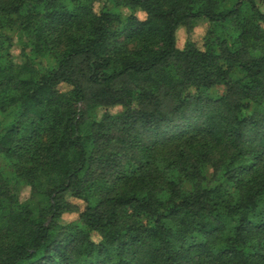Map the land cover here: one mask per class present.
Returning a JSON list of instances; mask_svg holds the SVG:
<instances>
[{"label":"trees","instance_id":"16d2710c","mask_svg":"<svg viewBox=\"0 0 264 264\" xmlns=\"http://www.w3.org/2000/svg\"><path fill=\"white\" fill-rule=\"evenodd\" d=\"M108 1L0 0V264H264V14ZM200 19L203 50L178 49ZM208 166L225 186L204 187ZM21 185L48 200L38 218Z\"/></svg>","mask_w":264,"mask_h":264},{"label":"rangeland","instance_id":"374dc122","mask_svg":"<svg viewBox=\"0 0 264 264\" xmlns=\"http://www.w3.org/2000/svg\"><path fill=\"white\" fill-rule=\"evenodd\" d=\"M97 4L106 10H113L114 7L108 0H97ZM220 6L224 9H230L237 0H218ZM256 5L258 6L259 10L264 14V1L263 0H255ZM123 17L128 16L130 14V10L125 7H120L116 9ZM138 18L142 19L144 14L142 12H137ZM208 22L204 19L197 20L192 23L191 28L181 27L177 31L176 34V47L180 50L184 49L186 44L194 43L199 49L203 50V38L206 34L208 28ZM1 35V30H0ZM9 36L11 38V48L10 54L17 58L18 62H21L22 59L20 58L21 49L23 48L25 41L24 36L20 32H9ZM26 53L28 50L25 51ZM40 69L41 67L38 66ZM229 75L235 79H239L243 77V74L239 72L237 69H232L229 72ZM225 88L221 85H217L212 87L209 90V94L212 96H221L224 95ZM124 112L123 107L121 106H113L107 108H98L90 112L89 114V122L84 124L80 128L81 135H86L89 132L90 124L92 122H96L101 120L105 115L111 116H118ZM91 149H88L87 153L90 154ZM5 162L0 157V171L4 170ZM225 186L226 183L223 179V174L221 172L215 174L213 168L208 166L205 169V182L204 187L212 189L218 186ZM183 188L185 190H189L188 185H184ZM17 200L19 204L23 206H27L32 211L35 218H38L39 211L41 208L45 207L48 204V200L45 197H33L31 196V187L28 185H21L17 189ZM73 203L79 204L80 202L72 200ZM81 204V203H80ZM78 214H66L63 216V220L65 223L74 221L77 219ZM197 240L202 242V237L197 236Z\"/></svg>","mask_w":264,"mask_h":264}]
</instances>
